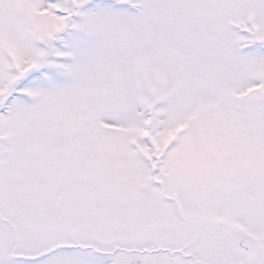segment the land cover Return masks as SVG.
Masks as SVG:
<instances>
[{"label": "snow or ice", "instance_id": "obj_1", "mask_svg": "<svg viewBox=\"0 0 264 264\" xmlns=\"http://www.w3.org/2000/svg\"><path fill=\"white\" fill-rule=\"evenodd\" d=\"M0 264H264V0H0Z\"/></svg>", "mask_w": 264, "mask_h": 264}]
</instances>
